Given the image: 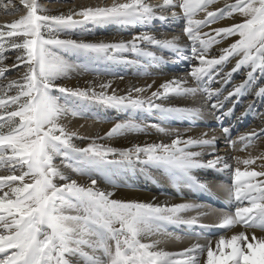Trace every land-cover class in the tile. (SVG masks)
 Segmentation results:
<instances>
[{
    "label": "snow or ice",
    "instance_id": "1",
    "mask_svg": "<svg viewBox=\"0 0 264 264\" xmlns=\"http://www.w3.org/2000/svg\"><path fill=\"white\" fill-rule=\"evenodd\" d=\"M22 2L26 15L0 25V40L7 38L0 42V264H264V235H256L257 229L264 233V152L243 158L221 155L213 129L189 135L191 127L180 130L134 117L117 121L104 135L96 136L81 135L64 122L68 116L84 118L81 103L87 102L133 113L157 112L164 120L194 121L208 111L219 113L216 119L223 125L234 114V98L250 90L253 99L236 117L243 119L255 111L257 100L264 104V0H224L221 7H213L220 0H161L158 4L112 0L110 5L89 6L67 15L45 14L38 0ZM177 18L184 21L187 44L181 43V36L158 38L148 31L115 42L62 35L78 25H149L156 19ZM224 19L233 22L211 27ZM226 41L218 54H211L213 46ZM152 48L167 49L191 61L187 74L165 80L150 95L144 94L155 81L132 87L126 95L114 89L109 94L111 80L99 84L88 80L83 88L59 82L78 69L100 75L92 64H78L68 56L98 63L118 62L131 53L138 59L164 61ZM8 49L17 53L11 65L4 64ZM185 49L189 54L181 55ZM12 69L19 75L8 79L6 73ZM242 70H246L244 78L233 82V74ZM214 83L220 87L213 88ZM172 96L191 99L193 106L157 102ZM258 115L259 128L232 139L231 127L222 126L219 135L234 151L255 147L264 137V113ZM149 128L166 139L128 148L104 142L130 132L146 133ZM76 140L86 143L81 146ZM138 168L159 169L173 185L197 191H210L195 174L198 170L227 173L231 182L225 188L235 202L234 211L208 209L194 201L160 204L114 198L113 176ZM69 173L84 177V182ZM101 180L109 187H101ZM169 225L226 231L240 226L244 231L230 238L221 235L215 247L209 241L175 253L160 247L161 239L147 240L180 241V235L167 230Z\"/></svg>",
    "mask_w": 264,
    "mask_h": 264
},
{
    "label": "bare ground",
    "instance_id": "2",
    "mask_svg": "<svg viewBox=\"0 0 264 264\" xmlns=\"http://www.w3.org/2000/svg\"><path fill=\"white\" fill-rule=\"evenodd\" d=\"M93 1L89 2L87 0H78L76 2V6H80L84 2L90 4L92 7L95 5L103 6L112 3V0ZM150 2L153 4H158L161 2V0H150ZM222 5L223 2H219L214 4L213 7H221ZM74 6L75 5H70L65 9H68L67 11H73ZM59 8L62 9L61 6L55 7L53 9L58 10ZM14 9H16V7L11 6L9 9H7V11L13 12ZM0 10L4 11L3 8ZM18 19H13L12 22ZM237 19H239V17H237ZM232 22L233 21L231 19H224L219 21L216 25H218L217 27L227 26ZM183 25L184 21L180 18L166 21L156 19L153 20L149 25H133V27L122 26L117 31L107 30L104 36L108 39V42H115L119 41L120 39L129 40L134 34L148 31L157 35L158 38H171L173 35H178L181 36V43L187 44L189 42L182 33ZM93 28H96V26H93ZM203 31L207 32L209 29L204 28ZM100 33L101 31L97 32V34L93 33L92 37H98ZM98 38L103 37L100 35ZM227 43L228 41L223 42L221 45L213 46V48L210 50L211 54H218V48L226 46ZM151 50L156 51L158 56L163 55L165 60L148 61L147 59H138L131 53H126L124 54V58L118 62L107 61L112 67H115L116 69V71L113 72L112 70L105 69V71L107 70V81H112L111 87L107 90L109 94H111L114 89L118 95H126L128 90L132 87H143L148 84H152V82L155 81L152 89H150L148 93L144 94L150 95V92L155 91L165 80H170L173 77H183L189 71V64L191 61L183 60L175 53H172L167 49L152 48ZM187 54H189V52L187 49H185L181 55ZM230 67L231 64L228 65L225 70L227 71ZM245 71L246 70H242L233 74V82H240L244 78ZM88 74H90V72L87 74L84 73L83 76L73 73L72 75H69V77L62 79L59 82L69 87L71 85H75L78 81L85 82L87 79H89L87 76ZM257 76L260 77V74L257 73ZM119 77H123V79H120ZM189 85L195 86V82L189 80ZM212 87L219 88L220 84L214 83L212 84ZM227 87L230 88L231 85H228ZM97 90L99 91V89ZM226 90L227 88H225V91ZM133 95L135 94L133 93ZM213 99H215V97ZM234 99H236L234 114L230 117H226L223 121V125H221V123L216 119V116L219 115V113L213 114L208 111H205L194 121L175 118L164 120V118L157 112L147 113L137 111L133 113L131 110H128L126 113H123L122 110L87 102H84L82 105V109L85 113L84 118H72L71 116H68L67 118L69 119L66 120V122L68 123L67 125L70 129H75L81 135L88 136L104 135L115 122L125 120L130 117H134L138 122L144 121L148 124L163 123L164 126L177 128L180 130L191 127L193 131L188 133L189 135H196L201 131L213 129L219 136L217 141V151L219 154L228 156L238 155L242 158L246 157L249 153L252 155H258L260 152H264V137H261L259 140H257L255 142V147L249 148L247 151H234L229 147L227 140L223 136L219 135V130L222 126L231 127L232 139H236L240 134L246 133L250 129L259 128L261 126V120L258 113H264V104L257 100L255 111L250 112L243 119L237 120L236 117L240 115L245 106L253 99V97L250 95L249 90L244 92L240 97ZM197 100H199V96H197ZM157 102L180 107L193 106L191 99L175 96L170 97L168 100ZM230 103L231 101L228 102V104ZM228 104H226L225 107H227ZM81 125H84V127L81 128ZM97 132H99V134H97ZM160 139H166V137L156 132L155 129L149 128L146 133L130 132L122 137H116L111 141L104 142L110 143L111 146L116 148H128L136 143H143L145 141L158 142ZM237 147H242V145L238 144ZM230 163H234V161H230ZM257 163H259V161H257ZM253 167H255V165H253ZM241 168H243V165H241ZM69 174L72 175V173ZM195 174L202 182L208 185L210 191H197L195 189L173 185L169 180H167V178L162 174V171L159 169L141 170L138 168L136 171L118 172L113 176V182L117 186V192L114 198L154 202L160 204H163L166 201L170 204L181 203L183 201H194L205 205L208 209H224L226 211H234L235 202L228 197L225 188V186L231 182V177L229 174L217 173L214 170H198ZM73 177L79 179L81 182H84L85 180L84 177L76 176L74 174ZM100 186L104 188L109 187V185L103 180H101ZM204 222L208 223L210 221L205 219ZM167 230L180 235L182 239L180 241H176L166 237H148L147 240L161 239L163 242L160 247L164 248L166 251L175 253L182 252L185 248H189L193 244H204L209 241H211L212 246L215 247V241L218 240L221 235H225L226 237L230 238L231 235L240 231H244V229L240 226L226 231L220 228H201L197 225H169ZM256 235H264V233H261L257 229Z\"/></svg>",
    "mask_w": 264,
    "mask_h": 264
},
{
    "label": "rangeland",
    "instance_id": "3",
    "mask_svg": "<svg viewBox=\"0 0 264 264\" xmlns=\"http://www.w3.org/2000/svg\"><path fill=\"white\" fill-rule=\"evenodd\" d=\"M77 1L78 0H38L39 4L44 9L47 10V12L45 14H49V15H59L61 13L67 15L70 11H67L68 9H65V8H67L70 5H75L76 6V2ZM87 1L91 2L93 0H87ZM220 2H224V0H220ZM106 5H110V4H106ZM11 6L16 7V9H14L13 12L7 11V9H9ZM59 6H61L62 9H60V8L58 10H54L53 9V8L59 7ZM75 6H74L73 11H79L80 9L89 7L91 5L86 3V2H84L80 6H76V7ZM95 6H97V5H95ZM1 8H3L4 11L0 10V11H3V12H0V25L10 24L13 19H18L22 15H26V13H27V9L23 6L22 0H0V9ZM216 24H218V23H216ZM216 24L211 25V27H213V28L217 27L218 25H216ZM93 26H96V28H93ZM102 26H103V28H102ZM115 26H117V27H115ZM118 26H119V28H118ZM135 26H137V25H135ZM121 27L122 26L115 25V24H109V25H94V24L78 25L71 32L63 33L62 35L67 36V37H71V38H74V39H84L86 41H92V42H96V41L108 42V39L104 36L105 32H107V30L117 31ZM131 27H133V26H131ZM99 31H101V33L98 35V37L101 35L103 38H98V37L94 38V37H92L93 33L97 34V32H99ZM233 39H235V37ZM6 40H7V38H4V40H0V42H6ZM16 54L17 53L14 50H10V49L6 50L4 52V55L7 57V59L4 61V64L11 65L14 62V60H15ZM67 58H69L70 60L75 61L78 64H85V63L92 64V66H94L98 70L100 75L97 76L96 73H91L90 72V74L87 75L89 79H87L86 81L94 80L97 84H99L100 82H105V81L108 80L107 79V74H106L107 70L105 71V69L112 70V72L116 71L115 67H112L107 61H101V62H98V63H94L87 57L68 56ZM76 71H73L71 73L72 74L76 73L77 75L80 74L81 76H83L84 73H83L82 69H78ZM71 73L69 75H72ZM18 75H19V72H18L17 69H12V70H10L9 72L6 73V76H7L8 79L16 78ZM85 82L78 81L75 85H71L69 87L79 86V87L83 88V87L87 86L85 84ZM53 94L58 96V97H61V100H60L61 103L65 102L64 98L61 96V94L59 92H54ZM83 103L84 102L81 103V107L82 108H83V106H82ZM122 111H123V113H126L128 110H125V111L122 110ZM68 119L69 118H66L65 121H64L66 124H68L66 122V120H68ZM97 134H99V132H97ZM75 142L78 145H81V146H83V144L86 143V142H83V141H80V140H76ZM55 162L57 164H59V158H57Z\"/></svg>",
    "mask_w": 264,
    "mask_h": 264
}]
</instances>
